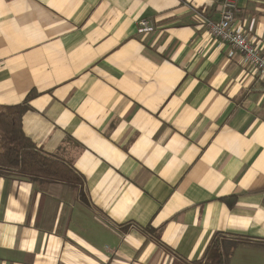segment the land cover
<instances>
[{
    "label": "crops",
    "instance_id": "crops-1",
    "mask_svg": "<svg viewBox=\"0 0 264 264\" xmlns=\"http://www.w3.org/2000/svg\"><path fill=\"white\" fill-rule=\"evenodd\" d=\"M238 9L264 54V0ZM219 11L0 0V107L36 94L24 133L84 177L86 201L1 177L0 264H189L220 233L228 264H264V78L210 34Z\"/></svg>",
    "mask_w": 264,
    "mask_h": 264
},
{
    "label": "trees",
    "instance_id": "trees-1",
    "mask_svg": "<svg viewBox=\"0 0 264 264\" xmlns=\"http://www.w3.org/2000/svg\"><path fill=\"white\" fill-rule=\"evenodd\" d=\"M35 96L32 92L21 105L0 107V178L25 180L44 189L52 184H63L85 203L84 177L71 163L45 153L24 133L22 119L29 111L28 101ZM223 201L231 208L236 198H225ZM155 238L159 237L155 235ZM226 238L225 234H217L204 257L189 264H228V245L232 249L237 244H226Z\"/></svg>",
    "mask_w": 264,
    "mask_h": 264
},
{
    "label": "built area",
    "instance_id": "built-area-1",
    "mask_svg": "<svg viewBox=\"0 0 264 264\" xmlns=\"http://www.w3.org/2000/svg\"><path fill=\"white\" fill-rule=\"evenodd\" d=\"M219 10L218 22L205 19L210 34L220 42L228 44L234 53L242 56L248 67L264 78V54L249 34L237 24L238 0H219ZM138 27L139 32L144 35L156 31V26L144 18L138 21Z\"/></svg>",
    "mask_w": 264,
    "mask_h": 264
}]
</instances>
